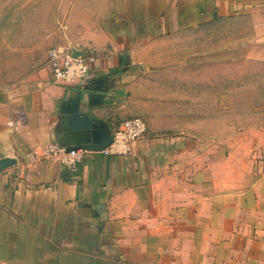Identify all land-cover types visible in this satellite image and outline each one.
<instances>
[{
    "label": "crops",
    "instance_id": "crops-1",
    "mask_svg": "<svg viewBox=\"0 0 264 264\" xmlns=\"http://www.w3.org/2000/svg\"><path fill=\"white\" fill-rule=\"evenodd\" d=\"M232 6L109 0L106 13L90 23L58 18L40 26L38 40L25 33L12 42L2 38L6 61L22 63L9 83L0 68V156L22 161L33 148L90 143L91 131L71 129L72 99L81 91V111L113 129L126 114V78L146 61L148 45ZM61 35L63 44L54 47L99 55L90 81L108 78L107 86L115 83L125 95L109 94L103 106L90 107L84 91L90 82L55 83L48 52L36 53ZM260 142L252 138L251 147L220 158L213 144L152 134L149 127L128 154L89 153L77 172L53 161L10 168L0 173V264H264Z\"/></svg>",
    "mask_w": 264,
    "mask_h": 264
},
{
    "label": "rangeland",
    "instance_id": "rangeland-1",
    "mask_svg": "<svg viewBox=\"0 0 264 264\" xmlns=\"http://www.w3.org/2000/svg\"><path fill=\"white\" fill-rule=\"evenodd\" d=\"M225 1L233 4L226 15L204 17L202 24L148 45L146 61L133 65L126 78L130 97L126 114L117 121L143 118L152 134L200 139L218 147L220 158L226 151L251 147L252 138L264 148V0ZM108 4L0 0V40L12 42L24 33L28 41L38 40L34 36L41 27L58 18L61 24L66 18L75 25L90 23L106 13ZM48 41L38 57L63 44L62 35ZM6 55L7 49L0 50L1 79L9 83L18 77L22 61L7 62Z\"/></svg>",
    "mask_w": 264,
    "mask_h": 264
},
{
    "label": "built area",
    "instance_id": "built-area-1",
    "mask_svg": "<svg viewBox=\"0 0 264 264\" xmlns=\"http://www.w3.org/2000/svg\"><path fill=\"white\" fill-rule=\"evenodd\" d=\"M74 47H53L48 51L47 66L50 68L53 81L64 86H78L88 84L92 78L99 55L90 51L80 52L74 56ZM149 131L148 123L140 117L126 119L119 122L112 132V144L100 153L104 156H121L129 153L131 146L144 139ZM90 151L79 149L69 151L68 148L49 145L47 147L33 148L26 154L19 165L23 171L30 166L53 161L64 166L69 171L77 172Z\"/></svg>",
    "mask_w": 264,
    "mask_h": 264
},
{
    "label": "water",
    "instance_id": "water-1",
    "mask_svg": "<svg viewBox=\"0 0 264 264\" xmlns=\"http://www.w3.org/2000/svg\"><path fill=\"white\" fill-rule=\"evenodd\" d=\"M79 55L80 51L74 50V56L78 57ZM107 81L108 78H99L90 81V83L84 88L85 92L90 93V107L103 106L105 104L107 95L109 94H114L121 97L125 95V91L123 89L115 88V83L107 86ZM82 100L83 91L79 92L77 96L72 99L71 104L74 105V108L69 113L72 121L71 129L72 131H91L92 141L78 147H69L68 150L73 151L84 149L90 152H102L113 142L111 129L103 121L92 119L87 113L82 112ZM18 165V159L3 155L0 156V173Z\"/></svg>",
    "mask_w": 264,
    "mask_h": 264
}]
</instances>
